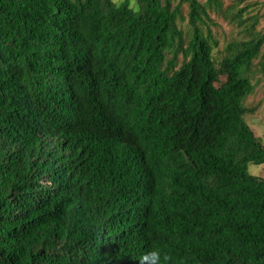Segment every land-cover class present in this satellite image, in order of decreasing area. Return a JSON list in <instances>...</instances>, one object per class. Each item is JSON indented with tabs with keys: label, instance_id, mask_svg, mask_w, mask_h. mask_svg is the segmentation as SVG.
Returning <instances> with one entry per match:
<instances>
[{
	"label": "trees",
	"instance_id": "1",
	"mask_svg": "<svg viewBox=\"0 0 264 264\" xmlns=\"http://www.w3.org/2000/svg\"><path fill=\"white\" fill-rule=\"evenodd\" d=\"M223 1L0 0V264H264V29Z\"/></svg>",
	"mask_w": 264,
	"mask_h": 264
},
{
	"label": "rangeland",
	"instance_id": "2",
	"mask_svg": "<svg viewBox=\"0 0 264 264\" xmlns=\"http://www.w3.org/2000/svg\"><path fill=\"white\" fill-rule=\"evenodd\" d=\"M236 2L237 0H224V8H231ZM240 6L247 7L245 14H248L249 16H257L259 22L257 28L264 29V0H247ZM236 11L237 9H234L232 12ZM183 14L185 19L181 21V26L186 29L188 23V7L186 5L183 6ZM211 18L214 21L212 24V30L215 39L219 42L221 47H226L229 42H232L239 37H243L246 34V25L242 24L239 26V23L233 20V14L225 17L221 13H214ZM254 82L255 90L246 100V105L251 109H255V111L246 116V121L256 135L264 142V72L258 71ZM249 171L253 175L264 177V163L250 162Z\"/></svg>",
	"mask_w": 264,
	"mask_h": 264
},
{
	"label": "clouds",
	"instance_id": "3",
	"mask_svg": "<svg viewBox=\"0 0 264 264\" xmlns=\"http://www.w3.org/2000/svg\"><path fill=\"white\" fill-rule=\"evenodd\" d=\"M164 261L168 260L167 256H164ZM161 264V253L159 250H152L145 257L142 258V264Z\"/></svg>",
	"mask_w": 264,
	"mask_h": 264
}]
</instances>
